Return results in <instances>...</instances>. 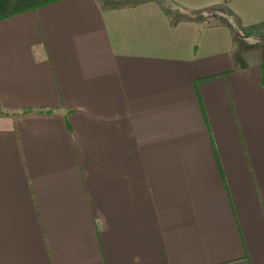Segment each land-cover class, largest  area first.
Listing matches in <instances>:
<instances>
[{
  "label": "crops",
  "instance_id": "crops-1",
  "mask_svg": "<svg viewBox=\"0 0 264 264\" xmlns=\"http://www.w3.org/2000/svg\"><path fill=\"white\" fill-rule=\"evenodd\" d=\"M0 16V264H264V0Z\"/></svg>",
  "mask_w": 264,
  "mask_h": 264
},
{
  "label": "trees",
  "instance_id": "trees-1",
  "mask_svg": "<svg viewBox=\"0 0 264 264\" xmlns=\"http://www.w3.org/2000/svg\"><path fill=\"white\" fill-rule=\"evenodd\" d=\"M3 16H0V18H2ZM261 73H262V81H263V85H264V59L261 62Z\"/></svg>",
  "mask_w": 264,
  "mask_h": 264
},
{
  "label": "rangeland",
  "instance_id": "rangeland-1",
  "mask_svg": "<svg viewBox=\"0 0 264 264\" xmlns=\"http://www.w3.org/2000/svg\"><path fill=\"white\" fill-rule=\"evenodd\" d=\"M258 48H259V47H258V46H256V49H254V50H258Z\"/></svg>",
  "mask_w": 264,
  "mask_h": 264
}]
</instances>
